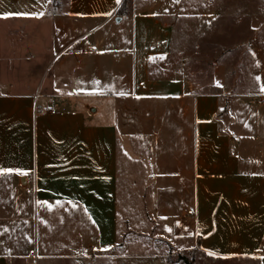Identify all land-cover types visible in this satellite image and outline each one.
<instances>
[{
    "label": "crops",
    "instance_id": "obj_1",
    "mask_svg": "<svg viewBox=\"0 0 264 264\" xmlns=\"http://www.w3.org/2000/svg\"><path fill=\"white\" fill-rule=\"evenodd\" d=\"M221 1L0 0V33L9 34L0 65L29 62L0 78V168L26 173H0V264H119L115 248L133 245L122 240L133 233L118 225L119 196L125 226L151 216L157 237L179 250L264 264V135L242 147L220 93L194 90L168 62L183 14L187 30L216 17L225 39L230 8ZM26 20L52 25V77L51 63L36 64L31 52L11 55ZM100 79L104 89L93 93ZM182 223L185 240L165 229Z\"/></svg>",
    "mask_w": 264,
    "mask_h": 264
},
{
    "label": "rangeland",
    "instance_id": "obj_2",
    "mask_svg": "<svg viewBox=\"0 0 264 264\" xmlns=\"http://www.w3.org/2000/svg\"><path fill=\"white\" fill-rule=\"evenodd\" d=\"M224 3L227 9L230 8L225 13L224 21L221 22L222 25L224 23L226 25L225 39L223 37L219 38V20L216 17L210 19L208 24L210 27L202 29L200 26L187 30L185 28L187 16L183 14V20L178 23L175 29V41L168 62L172 68L179 66L183 68L185 78L194 90L220 93V112L225 115L227 122L235 123L231 127V131L242 138L244 145L242 147L248 149L249 142L245 139H248L249 135H255L256 133L264 135V109L255 106L256 102H264V90H262L264 89V20L262 19L264 18V0L221 1V4ZM233 9H240L241 12L234 13ZM246 11L255 16L257 20H249L250 14ZM199 21L202 24V20L199 19ZM235 22V27L238 29H235L236 32L233 34ZM256 22H258L256 27H253ZM23 28L24 30L21 32L17 33L15 31L13 34V37L17 40V45L11 55L15 57L18 55L25 56L31 52L34 56L33 61L36 64L51 63L46 73L48 74L47 76L52 77L59 59L51 46L52 25L45 20L39 22L26 20ZM97 33H92L93 35H91L94 36ZM8 38L9 34L1 31L0 39L4 42ZM253 42H256V44L253 45ZM110 49L111 43L108 41L102 47L97 48V51L101 54ZM255 52L256 54H254ZM109 54L110 58L115 57V53ZM26 63L28 64L29 62L21 59H14L10 63L7 60L6 62L4 61L0 65L1 80L4 81L9 77L19 76L25 67L23 64ZM5 64H13L15 73L9 74ZM39 68L40 65L38 66ZM105 74L106 79L109 78L110 73L106 71ZM257 77L260 79L257 80ZM1 89L12 88L4 86ZM103 89L104 86L100 79L98 85L92 91L98 94ZM98 100L100 98L96 96L91 99L93 103H99ZM240 103L244 106L247 104V106L255 107L240 109ZM249 121H253L255 124L250 125ZM236 134L234 135L233 146L237 148L239 138ZM240 153L243 158H246L248 154L244 148ZM118 206V225L120 229L133 233L122 240L133 243V245L125 250H122V244L118 245L113 251L115 263L148 264L156 262L159 264L162 260H165L168 264H180L178 256H185L193 264H247L246 261L240 259L220 258L209 255L196 248L179 250L178 246H173L170 242L157 237L155 234L157 228L154 226L151 216H136L133 221L125 226L122 222L124 208L120 196ZM139 217L142 219L137 222L136 220ZM165 229L168 231L170 229L172 234L179 235L183 240L186 239L185 236L190 231V227L186 223H182L178 228H168L166 225ZM177 231L180 232L177 233ZM157 254L161 255L158 259ZM99 258H92L91 261H96V259L100 261Z\"/></svg>",
    "mask_w": 264,
    "mask_h": 264
},
{
    "label": "snow or ice",
    "instance_id": "obj_3",
    "mask_svg": "<svg viewBox=\"0 0 264 264\" xmlns=\"http://www.w3.org/2000/svg\"><path fill=\"white\" fill-rule=\"evenodd\" d=\"M120 0H117V3H119ZM4 16H8V15H29L28 13H3ZM30 15H38L37 13H30ZM39 15H43V13H39ZM257 80H259L260 78L257 77L256 78ZM264 90V89H262ZM121 95H123V93H120ZM12 171H18L20 172L22 175H26V173L23 171V170H20V169H2L0 168V173H3V172H12ZM170 231V229H169ZM209 255H214V253L212 252H209L208 253Z\"/></svg>",
    "mask_w": 264,
    "mask_h": 264
},
{
    "label": "trees",
    "instance_id": "obj_4",
    "mask_svg": "<svg viewBox=\"0 0 264 264\" xmlns=\"http://www.w3.org/2000/svg\"><path fill=\"white\" fill-rule=\"evenodd\" d=\"M124 4V2H122L121 6ZM120 6V7H121ZM178 259H179V263L180 264H193L191 260H188L187 257L185 256H178Z\"/></svg>",
    "mask_w": 264,
    "mask_h": 264
},
{
    "label": "built area",
    "instance_id": "obj_5",
    "mask_svg": "<svg viewBox=\"0 0 264 264\" xmlns=\"http://www.w3.org/2000/svg\"><path fill=\"white\" fill-rule=\"evenodd\" d=\"M38 110H41V109H38ZM42 110L43 111H48V108H43Z\"/></svg>",
    "mask_w": 264,
    "mask_h": 264
},
{
    "label": "water",
    "instance_id": "obj_6",
    "mask_svg": "<svg viewBox=\"0 0 264 264\" xmlns=\"http://www.w3.org/2000/svg\"><path fill=\"white\" fill-rule=\"evenodd\" d=\"M116 21H119V17H118V18H116Z\"/></svg>",
    "mask_w": 264,
    "mask_h": 264
}]
</instances>
